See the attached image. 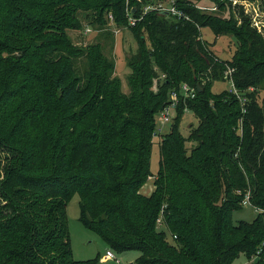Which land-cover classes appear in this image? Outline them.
<instances>
[{
	"label": "trees",
	"instance_id": "16d2710c",
	"mask_svg": "<svg viewBox=\"0 0 264 264\" xmlns=\"http://www.w3.org/2000/svg\"><path fill=\"white\" fill-rule=\"evenodd\" d=\"M202 1L175 0L184 19L144 12L172 0H0V264H99L74 259L75 195L80 222L114 252H140L138 264H264V37L244 8L238 26ZM81 14L131 30L128 94L100 43L73 42ZM206 27L236 39L231 61L202 39ZM227 65L244 109L213 92ZM182 83L197 89L186 107L199 124L181 134V103L154 175L155 118ZM248 193L259 215L235 224Z\"/></svg>",
	"mask_w": 264,
	"mask_h": 264
},
{
	"label": "rangeland",
	"instance_id": "374dc122",
	"mask_svg": "<svg viewBox=\"0 0 264 264\" xmlns=\"http://www.w3.org/2000/svg\"><path fill=\"white\" fill-rule=\"evenodd\" d=\"M175 0H172L174 2ZM221 5H214L208 0H204L197 4V7L206 15H210L219 21H231L232 15L237 18L235 23L241 26L242 22L239 18L241 11L240 7L244 8L246 16L252 22V27L256 28L258 32L264 37V0H222ZM168 4V3H167ZM231 5V6H230ZM83 29L77 32L70 31L69 34L76 45L87 46L95 43H100L104 48V54L110 60H115L116 70L115 74L122 82L123 92L128 94L130 92L128 86V77L130 76V69L127 60L130 56L135 54L138 50V42L135 40L129 28H120L112 21L106 28L93 27L86 21L85 15L81 14ZM202 39L211 45V50L217 55L220 60L231 61L234 53L237 50V41L231 35L217 36L209 27L201 29ZM229 84L224 82H216L213 85V92L216 94L223 93L229 90ZM245 96V93H244ZM156 120V132H160L154 138L153 155L151 159V169L154 175L159 171L160 152L159 146L162 142L163 135L168 134L172 124L163 126L158 114ZM180 125V132L186 138L191 127H197L199 120L196 119L193 112L186 111L182 118ZM188 149L193 145L188 144ZM153 178H150L146 186L142 189L144 196L150 195L154 189ZM79 197L75 195L68 206L69 230L71 234V250H73L74 259L76 261H87L99 259V264H138V259L141 255L138 251L118 254L109 249L106 243L97 234L88 230L84 224L80 222V205ZM233 220L235 224L240 222H253L258 217V211L250 205H243V209L233 213ZM108 251H112L119 259V263L107 260L106 255ZM249 263H248V262ZM253 260H248L245 255L240 256L234 264H253Z\"/></svg>",
	"mask_w": 264,
	"mask_h": 264
},
{
	"label": "built area",
	"instance_id": "2783aa9c",
	"mask_svg": "<svg viewBox=\"0 0 264 264\" xmlns=\"http://www.w3.org/2000/svg\"><path fill=\"white\" fill-rule=\"evenodd\" d=\"M151 11H159L161 13H167L169 15H172L173 17L176 16L178 18H184L187 19L185 13L176 7V3L170 2V3H158L157 5H148L144 8V12L148 13ZM131 25H135V20L133 18L130 19ZM234 72L232 68H230L228 65L226 66V70L224 73L225 81L229 84V90L228 92L231 93L236 97V99L241 103L243 109L245 108V105L247 104V97L244 96V93L242 90H239L237 86H235L234 83ZM253 91V90H251ZM197 95V89L196 87H190L186 83L180 84L175 90H173L170 94L168 105H166L159 113L160 120L163 126L171 124L175 121L178 113V108L182 104H185V111L187 110V100H192ZM160 132H155L153 136L157 137V135ZM250 194H246L244 197L243 205H250L251 204V198L249 196ZM107 260H111L114 262L119 263V259L115 257L114 253L112 251H108L106 255ZM248 262V261H247ZM249 263V262H248Z\"/></svg>",
	"mask_w": 264,
	"mask_h": 264
},
{
	"label": "water",
	"instance_id": "95a60500",
	"mask_svg": "<svg viewBox=\"0 0 264 264\" xmlns=\"http://www.w3.org/2000/svg\"><path fill=\"white\" fill-rule=\"evenodd\" d=\"M135 11V10H134ZM198 87V89H199V91H201L202 89H201V87H199V86H197Z\"/></svg>",
	"mask_w": 264,
	"mask_h": 264
},
{
	"label": "crops",
	"instance_id": "0c3cea01",
	"mask_svg": "<svg viewBox=\"0 0 264 264\" xmlns=\"http://www.w3.org/2000/svg\"><path fill=\"white\" fill-rule=\"evenodd\" d=\"M154 174V173H153Z\"/></svg>",
	"mask_w": 264,
	"mask_h": 264
}]
</instances>
